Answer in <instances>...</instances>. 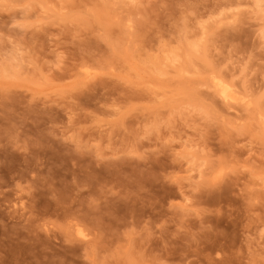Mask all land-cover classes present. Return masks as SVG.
I'll use <instances>...</instances> for the list:
<instances>
[{
  "label": "rangeland",
  "instance_id": "374dc122",
  "mask_svg": "<svg viewBox=\"0 0 264 264\" xmlns=\"http://www.w3.org/2000/svg\"><path fill=\"white\" fill-rule=\"evenodd\" d=\"M0 264H264V0H0Z\"/></svg>",
  "mask_w": 264,
  "mask_h": 264
},
{
  "label": "bare ground",
  "instance_id": "6f19581e",
  "mask_svg": "<svg viewBox=\"0 0 264 264\" xmlns=\"http://www.w3.org/2000/svg\"><path fill=\"white\" fill-rule=\"evenodd\" d=\"M216 86L219 88V92L223 98L224 101L226 102H235V101H239V98L236 97L235 95H232L231 94V90H230V87L224 85L223 83L221 82H218L216 83ZM78 234L82 237V238H86L87 235H85L83 233V231L81 230H78Z\"/></svg>",
  "mask_w": 264,
  "mask_h": 264
}]
</instances>
